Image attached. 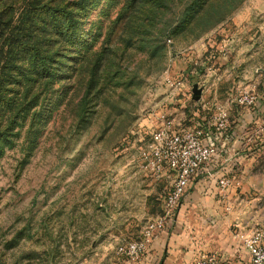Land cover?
Here are the masks:
<instances>
[{"label": "rangeland", "instance_id": "1", "mask_svg": "<svg viewBox=\"0 0 264 264\" xmlns=\"http://www.w3.org/2000/svg\"><path fill=\"white\" fill-rule=\"evenodd\" d=\"M239 12L257 36L264 0H0V264L68 263L74 209L98 223L131 132L183 96L166 77Z\"/></svg>", "mask_w": 264, "mask_h": 264}, {"label": "crops", "instance_id": "2", "mask_svg": "<svg viewBox=\"0 0 264 264\" xmlns=\"http://www.w3.org/2000/svg\"><path fill=\"white\" fill-rule=\"evenodd\" d=\"M247 17L239 12L230 30L215 31L220 38L213 32L208 45L181 57L176 74L181 80L170 85L168 97L183 96L147 115L131 132L118 153L115 176L106 175L99 187L98 223L84 221L91 213L86 204L74 209L71 234L58 239L63 241L58 253L67 264H194L204 254H214L220 264H247L242 236L264 227V27L259 25L256 36ZM194 83L201 85L197 100L192 98ZM241 91H252L255 104H237L234 99ZM217 107L227 114V131H215L208 124ZM161 111L182 122L188 118L187 125L203 126V142L215 145L218 154L208 173L199 171L173 219L133 261L118 247L141 236L148 221L159 214L161 194L171 183V175L156 178L138 160L139 146ZM224 176L231 184L220 190L217 180Z\"/></svg>", "mask_w": 264, "mask_h": 264}, {"label": "built area", "instance_id": "3", "mask_svg": "<svg viewBox=\"0 0 264 264\" xmlns=\"http://www.w3.org/2000/svg\"><path fill=\"white\" fill-rule=\"evenodd\" d=\"M165 80L174 86L181 78L173 80L167 76ZM197 86L201 88L200 83H197ZM234 101L237 104L252 106L256 102V95L252 91H241ZM208 124L215 131H227L229 121L225 110L217 107ZM204 132L203 126L187 125L161 111L156 124L147 133V138L142 140L138 149L140 167L156 178L171 175V183L161 194V212L148 221L141 236L119 245L118 251L129 260H139L148 240L173 219L179 203L200 170L209 172V166L214 162L218 149L215 145L203 142ZM231 180L226 176L219 178L218 188L226 189ZM242 240L249 255L247 264H264V227L252 228L242 236ZM194 264H220V261L214 254H204L200 255Z\"/></svg>", "mask_w": 264, "mask_h": 264}, {"label": "water", "instance_id": "4", "mask_svg": "<svg viewBox=\"0 0 264 264\" xmlns=\"http://www.w3.org/2000/svg\"><path fill=\"white\" fill-rule=\"evenodd\" d=\"M201 89L197 86L196 83L192 85V98L197 100L200 96Z\"/></svg>", "mask_w": 264, "mask_h": 264}]
</instances>
